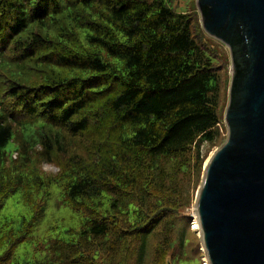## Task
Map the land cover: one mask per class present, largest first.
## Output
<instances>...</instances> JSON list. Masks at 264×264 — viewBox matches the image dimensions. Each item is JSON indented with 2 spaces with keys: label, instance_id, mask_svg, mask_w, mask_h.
Instances as JSON below:
<instances>
[{
  "label": "trees",
  "instance_id": "obj_1",
  "mask_svg": "<svg viewBox=\"0 0 264 264\" xmlns=\"http://www.w3.org/2000/svg\"><path fill=\"white\" fill-rule=\"evenodd\" d=\"M169 1L0 0V210L30 209L0 220V264H175L222 59ZM50 190L79 219L35 238Z\"/></svg>",
  "mask_w": 264,
  "mask_h": 264
},
{
  "label": "water",
  "instance_id": "obj_2",
  "mask_svg": "<svg viewBox=\"0 0 264 264\" xmlns=\"http://www.w3.org/2000/svg\"><path fill=\"white\" fill-rule=\"evenodd\" d=\"M196 4L202 29L230 59L227 136L195 198L202 246L208 264H264V0Z\"/></svg>",
  "mask_w": 264,
  "mask_h": 264
},
{
  "label": "rangeland",
  "instance_id": "obj_3",
  "mask_svg": "<svg viewBox=\"0 0 264 264\" xmlns=\"http://www.w3.org/2000/svg\"><path fill=\"white\" fill-rule=\"evenodd\" d=\"M170 5L173 6L179 12H189L192 14H196V17L201 25L200 13L197 8L196 0H170ZM202 27V26H201ZM204 31V30H203ZM205 34L206 39L210 38L215 40L212 42L215 49L221 54V92H220V101H219V117L220 122L218 124L219 128V137L214 143L203 142L201 144V152L204 155L201 167L200 178L197 182L192 178L190 181L189 191L192 192L191 202L188 207L182 210L179 214L178 221L174 227V237H175V249H174V262L175 264H205V259L207 258L204 253V249L201 242V234L200 230L193 228V221L196 219L195 212V198L196 193L201 184L202 175H203V167L208 158L212 155V153L224 142L227 136V126L224 120V113L228 102V89L230 82V59H229V51L228 48L219 40ZM212 45V44H211ZM222 52V53H221ZM16 152H13L12 156H15ZM41 169L46 173L54 174L58 171V167L56 164H48L43 163ZM50 197L46 206V215L42 222L36 226L35 231L33 232L34 237H45L51 234V231L48 229L54 224L61 223L63 226L76 224L77 225V215L73 213L71 210L65 207L59 208L58 200L60 195L56 193L57 191L50 190ZM19 193L9 194L3 200V206L0 210V220L4 221L5 219H12L15 221L14 225L17 224V220L21 217H28L30 215L29 207L25 206L24 203L19 198ZM79 219V218H78ZM179 232H183V247H179L177 244V235ZM37 243L35 242H24L21 244L16 252L17 257L22 259V256L25 255L23 253L24 248L27 246L32 247V250L36 248ZM178 245V246H177ZM32 253L30 254V258L32 257ZM27 257V256H26ZM169 261V260H167ZM208 264V262H207Z\"/></svg>",
  "mask_w": 264,
  "mask_h": 264
},
{
  "label": "bare ground",
  "instance_id": "obj_4",
  "mask_svg": "<svg viewBox=\"0 0 264 264\" xmlns=\"http://www.w3.org/2000/svg\"><path fill=\"white\" fill-rule=\"evenodd\" d=\"M192 224H193V228L200 230L198 220L195 219ZM205 264H207L206 259H205Z\"/></svg>",
  "mask_w": 264,
  "mask_h": 264
}]
</instances>
